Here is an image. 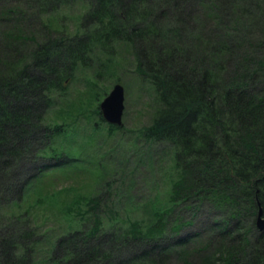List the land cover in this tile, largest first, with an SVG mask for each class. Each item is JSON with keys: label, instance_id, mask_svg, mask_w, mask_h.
Listing matches in <instances>:
<instances>
[{"label": "trees", "instance_id": "obj_1", "mask_svg": "<svg viewBox=\"0 0 264 264\" xmlns=\"http://www.w3.org/2000/svg\"><path fill=\"white\" fill-rule=\"evenodd\" d=\"M75 3L85 6L77 31L56 28ZM116 43L151 90L140 132L170 147L165 201L120 226L115 212L100 215L111 207L95 188L63 211L67 233L43 241L32 214L14 209L45 170L73 160L57 151L70 129L50 111L88 118L60 104L76 67ZM259 210L264 0H0V264H264Z\"/></svg>", "mask_w": 264, "mask_h": 264}, {"label": "rangeland", "instance_id": "obj_2", "mask_svg": "<svg viewBox=\"0 0 264 264\" xmlns=\"http://www.w3.org/2000/svg\"><path fill=\"white\" fill-rule=\"evenodd\" d=\"M84 8L80 3L60 7L54 26L68 33L77 31V16ZM118 43L112 55L96 50L90 66H77L68 83L63 97L66 101L60 104V109L75 107L82 111L85 107L88 118L76 114L74 119L71 116L64 119L50 111L51 122L70 129L58 141L57 151L63 150L62 156L73 160L45 170L20 207L14 209L24 210L28 217L32 214L34 223L29 217L30 221L45 235L43 241L67 233L69 223L63 218V211L76 201L80 203L81 197L89 196L95 188L102 193L104 205L111 207L100 215L113 220L115 212L112 222H119L120 226L127 224L126 217L144 219L152 204L165 201L169 176L173 173L170 147L166 142L147 140L140 132L151 122V90L149 83L134 70L127 44ZM115 82L124 87L122 128L109 136L107 122L98 119L95 108ZM37 251L40 261L45 255L42 242L37 244Z\"/></svg>", "mask_w": 264, "mask_h": 264}, {"label": "water", "instance_id": "obj_3", "mask_svg": "<svg viewBox=\"0 0 264 264\" xmlns=\"http://www.w3.org/2000/svg\"><path fill=\"white\" fill-rule=\"evenodd\" d=\"M123 100V85L116 82L99 103L100 112L105 121L111 124L121 125V117L124 108ZM256 226L259 229L264 228V215L261 210H259L256 218Z\"/></svg>", "mask_w": 264, "mask_h": 264}]
</instances>
